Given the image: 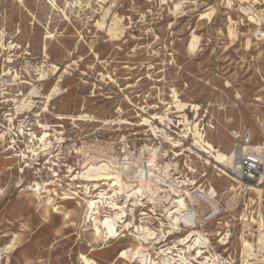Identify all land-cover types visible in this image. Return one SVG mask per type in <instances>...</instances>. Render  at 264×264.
<instances>
[{"label":"rangeland","instance_id":"rangeland-1","mask_svg":"<svg viewBox=\"0 0 264 264\" xmlns=\"http://www.w3.org/2000/svg\"><path fill=\"white\" fill-rule=\"evenodd\" d=\"M68 1L56 0L65 19L52 11L50 0H0V75L18 73L16 83L0 79V134L7 131L0 137V264H84L82 255L96 264H143L141 257L131 256L139 242L145 244L148 260L158 261L169 252L171 264H264L244 261L241 241L244 213L264 218V183L260 193L257 187L244 193L243 185L223 175L224 168H214V162L204 166L184 151L193 143L192 134L173 148L160 129L154 134L149 127L152 122L179 139L182 126H162L149 118L170 105L175 89L184 102L199 105L198 115L194 108L186 109L187 118L223 151L231 152L236 133L245 128L254 142H264V36L259 35L264 34V0ZM248 13L259 21L250 20ZM47 29L54 36L45 40ZM192 33L200 40L195 52L187 50ZM51 64L58 66L55 72ZM55 84L59 91L46 102ZM27 97L28 106L16 109ZM80 114L89 116L71 118ZM177 115L169 116L174 123L182 119ZM144 117L150 123L144 124ZM45 129L47 149L37 141ZM144 145L158 148L154 188L170 173L168 181L181 176L202 189H216L214 202L196 192L192 200L186 197L193 225L183 223L168 232L167 210L173 204L170 195L161 199L163 192L152 201L138 194L140 202L133 205L135 175L143 176L139 170L148 156ZM90 165L106 166L104 172L111 176L96 181L74 177ZM99 170L92 172L104 173ZM117 172L123 184L132 182L135 188L113 185ZM35 182L39 195L32 188ZM85 184L93 196L104 191L124 207L126 221L116 226L115 237L102 238V231L97 235L86 217ZM99 208L104 215L101 204ZM146 228L153 232L148 239ZM124 250L129 257H120Z\"/></svg>","mask_w":264,"mask_h":264},{"label":"bare ground","instance_id":"bare-ground-1","mask_svg":"<svg viewBox=\"0 0 264 264\" xmlns=\"http://www.w3.org/2000/svg\"><path fill=\"white\" fill-rule=\"evenodd\" d=\"M18 1L20 3H22V0H18ZM50 3H51V7H52V11L53 12L54 11L62 12L63 15H64V17H65V19H68V15L66 14L64 8H59V6L56 3V0H50ZM65 3L71 4V0L68 1V2H65ZM76 4H77V2H76ZM76 4H75V6H76ZM181 5H182V1L177 2L175 4V10H177V11L180 10ZM241 9H242V11H245V12H250L251 11V8H248V7H244V8L242 7ZM205 14H206L207 18H210L211 14H212V11L209 10V12L208 13L205 12L204 15ZM248 16H249L250 20H253L255 22H258L259 21V19H258L259 17L258 16L251 15V13H248ZM117 20H119V19H117ZM98 26H100V24H98ZM0 31L3 33L2 29H0ZM111 31L114 33V31L112 29H108V33H110ZM229 33H230L229 36H231V37L234 36V32L231 29H230ZM259 35H261V36L263 35L264 36V34H262L260 31H259ZM53 36H54L53 33H51L50 31H48V29H47L46 30V35H45V40L46 39H49V38H52ZM191 36H192L191 39L187 43V50L189 52H195L196 49H197V46H198V42L200 40H199V36L195 35L194 33H192ZM112 37H113V35H112ZM0 45L3 46V43L0 42ZM9 46H10V48L12 47L11 44H9ZM46 49H47V47H46V43H45V45H44V51L45 52H46ZM57 67H58L57 65L51 64L50 65L51 72L52 71L55 72L56 71L55 69H57ZM69 67H70V65H67L65 69L68 70ZM4 75L7 76V77L6 78H1V75H0V79L2 80L1 83L2 82H4V83L6 82V83H9V84H11V83L13 84L18 79V73L17 72H15L13 74L10 73V72H6V73L3 72L2 76H4ZM44 77H46V72L42 69L41 72L39 73V78L43 79ZM34 87L35 86H33V89L30 92V95L33 94V93H35V88L36 87L35 88ZM58 91H59L58 84H55L52 87L50 93L46 96V100H47L46 102H48L52 98V96L54 94H56ZM28 97L25 98L24 100H22L21 105H17L16 106V109H18V108L19 109H22L24 106H26L30 102V100L28 99ZM171 97H172V101L170 103H167V104H170V105L167 108H165V110H163L160 115L158 113H155V114H153L152 117H149V118H151L152 120L153 119H155V120L158 119L159 120V123L158 124L159 125H162V126L163 125H166V124H171L172 122H173L174 127L175 126L176 127L177 126H182V129H181L182 134L178 136L179 139L177 140V139L171 137L170 134H168L166 132V129H164L162 127L154 126V125H152V122H151V124H149L150 125L149 127L151 128L152 132L154 134H157V132L160 129V131L163 134L162 137H164V139L166 140V142L170 143L173 148L181 146V144H180V140H181L180 138L181 137H183V138L184 137H188V134H192V142L193 143H192L191 147H189L187 149H184V151L190 153V155L194 154L196 156V158L201 159L204 166L210 165L211 162H214L215 163L214 168H216V169L218 168V166H221L225 170L235 169L237 161H236V159H235V157H234L233 154L230 155V150L228 152H225V151H223L220 148V146H216L200 130V127H199V124L198 123H196V122L195 123H192L187 118V116L185 114L186 109H189L190 107H192V108H194V111L196 112L195 114L198 115V110L200 109L199 105H197V104H191V103H188V102H184L182 99L179 98L178 92L175 89H172V95H171ZM172 113H178L179 115H177V117H179V118L182 117V119L176 120V122L174 123V120H172V118L169 117L170 114H172ZM88 116L89 115L80 114L77 117H71V118H75L77 120H82V119L87 118ZM68 117L69 116H64V115H59L58 116L59 119H64V118H68ZM149 118H145L144 117V119H142L144 121V124L150 123ZM11 119L12 118H9L10 121H11ZM114 122H115V120H114ZM8 130H11V127L8 128ZM46 130L47 129H45L44 134L41 137H39V140H37L38 142L42 143L44 149H47L50 146V142L47 141V138L49 136V133ZM20 132H21V129H20ZM6 134H7V131L6 132L4 131L2 134H0V137H4ZM32 136H33V134H32ZM11 141L14 142L15 140L14 139H11ZM144 147H146V146L144 145ZM144 149L148 151V156L146 157L145 165L143 166V170L142 169L139 170L140 172L143 171V176H142V172L139 173V174H137V175H135V177L138 178V180L136 179L138 181V184L136 185V189H135V191L133 193L134 197L136 196L134 198V200L132 201L133 205H135L136 202H137V200H139L137 198L138 197V194H140V196H143V198H144V195H146L152 201V200H154V198H153L154 195H156V194L158 195V193L160 194V193L163 192V195H160L161 199L164 198V197H166V196H169L170 195L172 197V202H170V204L171 203L173 204V206L171 207V209H173V210H171L170 208H168V210H167V212L169 214V217H171V222H170V227H169L168 232L170 234L173 233V231L179 225H181L183 223L186 226L193 225V223H194V212H193V209L190 208L189 205L186 203V197L188 196L187 198H190L192 200L193 199L192 198V195L193 194H191V193L196 192V193H199V197L200 198L202 197V199H207L209 201L210 200H213V202H214V199L217 196L216 189H214L212 186H210L207 190L202 189L201 188V185L196 186L195 180H189V178L180 180V177L181 176L174 177V179H170L171 181H168V179L170 178V176H169L170 173H167V174L164 175V178H162V182H160L161 184H158V183L156 184L155 183L156 187L154 188L153 187L154 184H153V180L151 178V175L154 174V171L153 170L157 169L156 168V166H157L156 162H157V157H158V148H156L154 146V147H151V148L150 147H146ZM174 155L178 156V155H180V153L175 152ZM169 166H170L169 164H166V167L165 168H169ZM187 167H188V170L194 171V169L191 166H187ZM98 169H100V170L103 169V171H101V172H104V169H106V166L101 165V166L95 167L93 165H90L88 168H86L85 171L76 173V175L74 177L75 178L76 177L78 178L79 175H80L82 178H84V180L93 179V180L96 181V179L99 180L101 177L109 178L111 176L110 175L111 173H108L109 171L104 172V173H101V174H98L96 172H92L93 170L94 171L95 170L97 171ZM225 170L222 172L223 175H225L226 177H229L230 179H232L231 176H229L228 173ZM166 172H167V170L165 171V173ZM112 179H113V185H117L118 184L120 186V189L119 190H122L123 186H125V188H131V189L132 188L133 189L135 188L133 186V183L132 182L129 183V184L128 183L127 184H123L121 182L120 174L118 172H117V175L115 174V176L112 177ZM261 180H262L261 181V184H263L264 183V172L262 173ZM174 181L176 183H174ZM174 184H175V187H174ZM183 185H185L186 187L181 188ZM190 185L192 187H188ZM163 186H166L169 189H165V188H163ZM32 188H34L35 193L39 195V193H40V184L38 182H35L32 185ZM191 188L192 189L194 188L192 192L190 191ZM83 190H84L83 192L85 194L83 196V200L85 201L86 208H87L86 209V217H88L90 220H92L94 229L96 231V234L98 235V233L102 231V238L104 237L106 239V238H109L110 236L112 238L115 237L117 235V227L116 226L118 224L124 223L126 221V220L123 219L125 217L124 207L117 206V203L113 201V198H112L113 195H109V193H108L109 196L106 197V193H104V191L103 192H100L99 193V196H93L92 195L93 193H91V189L88 186V184H85L84 185V189ZM123 190H124V188H123ZM256 190L260 193V190L261 189L259 187H257ZM113 191H115V194L117 193L116 192V189L113 190ZM128 191H129V189H128ZM74 193L75 194H78V191H76ZM65 194H66V196H65L66 198L70 197V196H68L67 193H65ZM50 200H51V198H50ZM138 202H140V200ZM99 204H101L102 207H103V209H104V213H105L104 215H100L101 214V211H100V208H99ZM211 205L213 206V204H211ZM129 224L130 223H128V224H122L121 226L125 225L127 227ZM141 228H143V227H141ZM187 228L189 229V227H187ZM146 230H147V232L145 233V236L144 237L146 239H148L153 234V232H151V230H149L148 228H146ZM139 232H138V234H139ZM142 235H144V234H142ZM145 238H143V239H145ZM226 239H227V235L225 234V236L220 239V242H222V244L223 243L225 244L227 242ZM259 240L264 243V223L263 222L260 224ZM196 241L197 240L195 239V242ZM241 241H242L243 250H245V251H247V250L248 251H251L253 249V245H252L251 242L247 241L246 239H243ZM10 247H11V245L8 246L7 249H9ZM186 247H187V245H186ZM144 248H145V244H143V242H139L138 248L131 253L132 259L139 256V257H141L140 260L142 261L143 264H171V260L173 259V257L172 258H168L167 257V254L169 252L167 254H165L166 257L163 254L162 257H161V259L158 260V261H156L154 259H151V258L148 260V257H150V256H148V257L146 256L147 258H145V256L143 255L144 254L143 253V251H144L143 249ZM200 253H201V251L199 249V251L197 252V254H200ZM171 256L172 255H170V257ZM120 257H129L128 251L127 250L122 251ZM178 257H179V255H178ZM184 257H185V255H184ZM82 259L84 260V264H96L95 261H93L92 259H90V258H88V257H86L84 255H82ZM130 259H131V257H130ZM183 260H186V259H183ZM244 261H247V259L246 260L244 259Z\"/></svg>","mask_w":264,"mask_h":264},{"label":"built area","instance_id":"built-area-1","mask_svg":"<svg viewBox=\"0 0 264 264\" xmlns=\"http://www.w3.org/2000/svg\"><path fill=\"white\" fill-rule=\"evenodd\" d=\"M235 138L236 142L230 155H234L237 163L235 169H229L228 171L232 175L233 181L243 185L245 188L244 193H247V190H255V187L261 185V177L264 172V142H254L251 130L246 128L237 132ZM244 214L246 231L243 239L247 238V241L252 243L253 249L251 251L242 249V256L248 261H264V243L259 240L260 224L264 223V218L261 214L250 215V218H248L246 212Z\"/></svg>","mask_w":264,"mask_h":264}]
</instances>
